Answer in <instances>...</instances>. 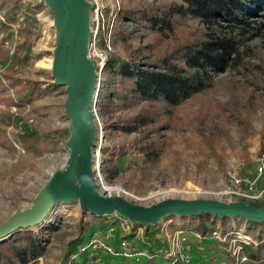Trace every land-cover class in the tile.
Returning <instances> with one entry per match:
<instances>
[{
	"label": "rangeland",
	"instance_id": "obj_1",
	"mask_svg": "<svg viewBox=\"0 0 264 264\" xmlns=\"http://www.w3.org/2000/svg\"><path fill=\"white\" fill-rule=\"evenodd\" d=\"M23 1L32 5L40 3L38 0ZM169 1L101 0L105 22L109 23L111 31L109 60L153 65L159 57L169 53L176 42L192 39L193 30L204 31L200 24L187 22L153 49L155 35L122 16V10L161 7ZM33 16L35 21L19 16L15 22L3 25L4 12L0 11V223L16 211L29 209L51 174L63 169L69 156L66 147L68 121L64 111L66 94L63 87L53 86L51 77L55 48L53 14L45 6ZM247 44L251 51L244 62L259 65L264 61V39H254ZM100 80L94 106L97 135L92 148V169L102 196H120L143 207L166 198L238 201L225 193L228 173L238 169L242 174H251L257 159L264 154V77L254 78L244 68L214 75V88L180 105L172 118L166 120L167 127L159 130L161 151L154 163L135 151L133 143L138 133L127 135L116 128L123 119L134 116L139 107H131L117 99L119 85L115 74H101ZM28 82L39 83L45 94L37 96L30 104L14 106L12 102L21 97L16 91ZM12 83L16 84L15 88L10 87ZM255 86L263 87L260 99L252 97L259 94ZM249 103L253 114L245 128L235 113L237 107ZM122 147L127 153L118 161ZM113 165L118 170L114 175ZM102 170L107 171V178ZM171 191L175 192L173 196L165 195ZM115 214L94 219L81 212L77 203L56 205L40 225L30 229L37 232L54 228L37 264H87L85 256L78 253L80 242L76 241L84 223L83 242L93 230L110 227L118 238L131 237L140 250L151 252H160L166 247L168 236L175 229L193 231L198 224V220L191 217L169 216L149 226L147 231L143 226L134 230L137 224L131 226ZM221 219L215 222L220 232L249 230L247 234L253 238V234L260 231V226L252 228L242 219ZM207 227L210 228V223ZM208 238V233L202 240L188 234L186 249L199 262L219 263L226 258L227 243ZM72 241L77 243L69 246ZM262 243L264 245V240ZM69 248L71 253L67 256ZM71 255H75V261ZM96 258V264H125L104 254ZM159 263L168 264L162 260Z\"/></svg>",
	"mask_w": 264,
	"mask_h": 264
},
{
	"label": "trees",
	"instance_id": "obj_2",
	"mask_svg": "<svg viewBox=\"0 0 264 264\" xmlns=\"http://www.w3.org/2000/svg\"><path fill=\"white\" fill-rule=\"evenodd\" d=\"M44 8L42 3L32 5L23 0H0V11L4 12L5 17L3 25L15 22L19 16L24 20L35 21L33 15ZM121 12L126 21H131L155 35L153 49L174 34L177 27L187 22H196L204 29L203 32L193 30L192 39L183 38L176 42L170 52L159 57L153 65H134L125 61L109 60L103 70V75L113 73L118 79L117 99L131 107H139L134 116L123 119L116 128L123 134H139L133 146L149 162L154 163L159 156L161 146L158 132L167 127L166 120L171 119L177 108L188 99L213 89L214 75L226 70L244 68L254 78L264 77V61L255 66L244 62L251 51L247 43L254 39H264V0H170L161 7L134 8ZM14 84L10 87L15 88ZM255 87L259 94L252 97L260 99L264 88ZM16 93L21 94V97L12 104L22 107L32 103L37 96L44 95L45 91L41 90L39 83L28 82ZM251 103L237 107L235 113L236 119L245 128L253 114ZM119 152L118 161L127 150L122 147ZM111 169L113 175L118 172L114 165ZM102 171L107 178V171ZM253 206L263 207L264 202ZM92 218L102 219L95 216ZM191 218L198 220L193 231L202 235L216 229L215 222L219 219L207 214ZM207 223H210V228ZM249 225L252 228L260 226V231L253 234V238L260 245L255 251L246 248L244 253L249 264H259L264 261V222ZM85 226L86 223L80 228L79 238L76 240L80 243L83 242ZM136 228L142 226L136 225L133 229ZM52 232L54 228L51 227L37 232L22 230L14 233L9 240L0 243V264H37L45 252L49 234ZM76 241H72L69 246L77 243ZM70 253L71 248L67 256ZM120 260L125 264H136Z\"/></svg>",
	"mask_w": 264,
	"mask_h": 264
},
{
	"label": "water",
	"instance_id": "obj_3",
	"mask_svg": "<svg viewBox=\"0 0 264 264\" xmlns=\"http://www.w3.org/2000/svg\"><path fill=\"white\" fill-rule=\"evenodd\" d=\"M53 14L55 48L51 64L53 84L63 87L69 156L64 168L54 171L35 197L32 206L16 211L0 223V243L14 233L40 225L59 204L77 203L81 212L104 218L114 215L141 225L155 226L169 216L194 217L202 214L217 218L264 222V206L256 208L243 201L223 203L213 200L166 198L148 207L134 205L120 196H102L92 169L97 127V64L87 57L91 34V4L87 0H38Z\"/></svg>",
	"mask_w": 264,
	"mask_h": 264
},
{
	"label": "built area",
	"instance_id": "obj_4",
	"mask_svg": "<svg viewBox=\"0 0 264 264\" xmlns=\"http://www.w3.org/2000/svg\"><path fill=\"white\" fill-rule=\"evenodd\" d=\"M91 4V34L89 39L87 57L97 64V87L100 84L101 74L109 61L111 48V31L109 23L105 22L104 7L101 0H87ZM96 115V114H95ZM225 193L238 201L248 204H260L264 202V154L261 155L255 164L251 174H242L238 169L228 173ZM193 235L196 239H204L198 231L186 229H175L168 236V244L160 252L143 251L131 237H117L114 229L107 227L104 230H93L78 246V253L84 255L87 264H96V255L104 254L117 259L132 261L136 264H204L195 260L193 255L187 251L185 243L186 235ZM210 240L227 243L226 252L222 261L215 264H249L245 255L246 248H255L258 242L249 236L245 230L232 231L213 230L208 233ZM75 261V255H71ZM75 264V263H74ZM143 264V263H142Z\"/></svg>",
	"mask_w": 264,
	"mask_h": 264
},
{
	"label": "bare ground",
	"instance_id": "obj_5",
	"mask_svg": "<svg viewBox=\"0 0 264 264\" xmlns=\"http://www.w3.org/2000/svg\"><path fill=\"white\" fill-rule=\"evenodd\" d=\"M49 67H50V66H49ZM174 194H175V192H173V191L165 193L166 196H170V195L173 196Z\"/></svg>",
	"mask_w": 264,
	"mask_h": 264
}]
</instances>
